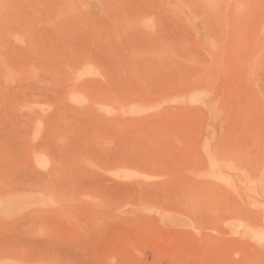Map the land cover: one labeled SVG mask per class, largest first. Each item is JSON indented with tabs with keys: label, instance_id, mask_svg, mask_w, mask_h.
<instances>
[{
	"label": "rangeland",
	"instance_id": "374dc122",
	"mask_svg": "<svg viewBox=\"0 0 264 264\" xmlns=\"http://www.w3.org/2000/svg\"><path fill=\"white\" fill-rule=\"evenodd\" d=\"M0 264H264V0H0Z\"/></svg>",
	"mask_w": 264,
	"mask_h": 264
}]
</instances>
